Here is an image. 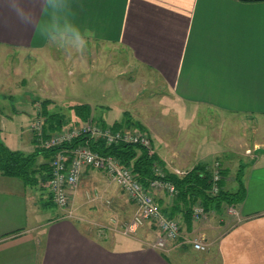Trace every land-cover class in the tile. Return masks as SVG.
Here are the masks:
<instances>
[{
    "label": "crops",
    "instance_id": "0c3cea01",
    "mask_svg": "<svg viewBox=\"0 0 264 264\" xmlns=\"http://www.w3.org/2000/svg\"><path fill=\"white\" fill-rule=\"evenodd\" d=\"M19 2L25 9L33 8L31 0ZM14 3L0 0V45L37 52L52 45L16 17L9 9ZM69 3L81 30L94 33L89 44L125 48L128 61L143 73L142 79L159 81L169 102L193 110L191 121L201 109L245 117L254 128L252 135L259 136L264 126V0ZM61 7V0H52L46 20H57L55 10ZM92 108L91 117H95L97 110ZM123 112L121 109L114 118L102 113L96 118L113 124ZM170 124L175 123L167 126ZM206 142L212 144L211 136ZM260 142L255 141V145ZM31 143L28 152L34 150ZM226 146L215 144L212 149H204L202 156L194 151L191 159L178 153L171 158L157 148L155 153L165 169L181 174L205 162L202 158L207 156L227 161V151L235 150ZM234 153L245 160L241 163L246 195L236 204L237 213H228L225 204L209 210L200 221H188L182 212L176 216L181 218L182 237L202 233L211 238L210 247L202 254L182 247L183 240L166 250L154 246L157 232L149 226L134 235L101 229L100 222L88 218L79 203L83 187L73 193L72 205L78 216L66 217L63 208L48 203L35 186L3 173L0 167V264H264V150ZM97 170L88 167L85 176L104 172ZM236 172H230V181L226 178L227 188L238 187ZM154 194L165 210L172 208L173 198Z\"/></svg>",
    "mask_w": 264,
    "mask_h": 264
},
{
    "label": "rangeland",
    "instance_id": "374dc122",
    "mask_svg": "<svg viewBox=\"0 0 264 264\" xmlns=\"http://www.w3.org/2000/svg\"><path fill=\"white\" fill-rule=\"evenodd\" d=\"M142 74L138 67L128 61L127 50L122 47H96L88 44L83 54H70L54 44L38 52L0 45V141L11 149H22L26 153L30 151L31 142L34 150L37 145L42 147L41 137L45 136V133L43 132L42 136L37 133L34 121L39 118L45 122L42 101L46 100L48 103L45 105L49 112H62L68 119L61 129L53 131L52 134L71 129L86 121L74 113L72 106L89 103L96 107L97 116H93L96 122H100L96 117L101 113L110 114L114 118L124 109L121 118L117 119L123 122L122 128L142 129L140 125L144 126L155 144L154 149L167 152L171 158L183 154L186 159H191L194 151L199 153L198 156H202L204 149H212L215 144H227V150L234 149V152L243 150L253 153L264 150V126L260 127L259 136L252 135L254 128L250 119L202 109L194 121H191L194 113L191 108H182L179 102H169L164 86L157 80L142 79ZM169 106L172 108L171 112L168 110ZM127 116L132 122L126 124L124 122ZM165 119L175 123L174 126H167L169 122ZM204 122H207L206 125ZM246 123H250L249 126H245ZM107 126L115 129L112 124ZM209 135L212 144L206 142L210 138ZM255 141L261 142L255 145ZM189 149L193 150L192 153ZM227 152V161L220 156L212 157L213 159L207 156L202 158L205 162L196 164H209L212 174L216 166L218 169L224 168L228 174L225 179L228 177L230 181V172H236V167H242L241 162L245 160L236 158L233 151ZM44 160L46 161L43 156H39L40 162ZM87 172L84 170L79 182L70 189V205L67 209L63 208L66 217L78 216L72 205L73 193L83 187L84 194L79 196V203L88 218L100 222L101 229L124 235L137 234L145 226L156 229L148 219L135 225L134 216L140 211V206L130 199L123 187L109 173L89 172L88 174L92 173L91 177L85 176ZM94 181H101L103 184L99 185ZM35 187L41 196L45 195L48 203H55L50 197L48 180L41 181ZM152 191L166 194L170 199H174L176 194L166 188H154ZM50 207L52 211L55 210V207ZM222 211L224 212V209ZM175 218L181 220L176 216ZM125 224L129 225L128 233L124 232ZM156 232L153 245H156L160 234L158 229ZM195 236H202L206 249H196L191 242L184 241L181 246L194 254H202L210 247L211 238L202 233L182 237V228L179 240H171L166 247L158 248L166 250L181 240H190Z\"/></svg>",
    "mask_w": 264,
    "mask_h": 264
},
{
    "label": "built area",
    "instance_id": "2783aa9c",
    "mask_svg": "<svg viewBox=\"0 0 264 264\" xmlns=\"http://www.w3.org/2000/svg\"><path fill=\"white\" fill-rule=\"evenodd\" d=\"M34 129L41 136L44 132V122L39 118L34 121ZM89 135L94 139H103L107 145L117 143H138L144 146L150 154L155 153L154 144L150 134L145 129H112L110 126H103L96 122L93 117L73 126L71 129H64L56 134L42 136V147H56L66 142H71L80 135ZM51 177L48 186L53 201L61 208L67 209L70 205V189L80 180L83 171L88 168L101 169L109 173L123 187L125 193L140 206L134 216L135 225L142 224L149 220L159 231V238L156 245L166 247L171 240H179L181 236V221L169 216L156 200L152 191L154 188H166L172 193L177 189L173 182L166 179L163 167L155 163L157 176L151 179L149 185H144L137 178L133 169L121 162L112 154H103L95 151L88 143L77 145L73 148H60L50 161ZM212 193L221 190L223 174L221 168H215L213 174ZM227 211L235 215L237 213L236 204L227 205ZM193 219L202 220L208 216V211L201 202H196L193 206ZM124 232L128 233L129 225L123 226ZM196 249H206V243L202 236L191 237L190 240Z\"/></svg>",
    "mask_w": 264,
    "mask_h": 264
},
{
    "label": "trees",
    "instance_id": "16d2710c",
    "mask_svg": "<svg viewBox=\"0 0 264 264\" xmlns=\"http://www.w3.org/2000/svg\"><path fill=\"white\" fill-rule=\"evenodd\" d=\"M46 119L44 122V133L46 136L53 131L61 129L68 119L62 112H49L46 107V100L42 101ZM74 113L81 119L87 120L92 116V105L89 103H79L72 106ZM128 115V114H126ZM132 122L127 116L124 123ZM103 126L108 124L101 120ZM112 127L122 128L123 122L116 121ZM140 128L145 129L140 125ZM88 143L92 149L103 154H112L118 157L125 165L130 166L135 172L139 181L144 185H149L151 179L157 176L155 163L160 164L165 171V178L173 182L177 192L173 199L171 209L161 208L169 216L175 217L180 212L184 214L186 220L193 219V206L196 202H201L207 211L216 210L223 205L241 203L246 195V189L243 181V168L240 167L236 174L238 187L230 189L226 187L225 177L228 175L226 169L222 168L223 179L221 181V190L218 193H212L213 176L209 164L199 163L186 171L184 174H178L168 171L164 168L163 161L156 153L150 154L149 151L138 143H117L107 145L103 139H94L89 135H80L71 142H66L56 147H38L34 151L26 153L20 149H11L0 141V167L3 173L17 176L26 184L35 186L41 181H47L51 177L50 159L60 148H73L77 145ZM39 156H43L46 161H39ZM47 159H49L47 161ZM39 161V163H38Z\"/></svg>",
    "mask_w": 264,
    "mask_h": 264
},
{
    "label": "clouds",
    "instance_id": "9594fccd",
    "mask_svg": "<svg viewBox=\"0 0 264 264\" xmlns=\"http://www.w3.org/2000/svg\"><path fill=\"white\" fill-rule=\"evenodd\" d=\"M3 4L7 0H2ZM32 9H25L15 0L9 9L26 26L31 27L46 41L62 48L67 53L83 54L94 36L90 29H83L75 22V15L69 0H61L62 7L55 10V21L46 20L50 16L52 0H31ZM38 8V11L36 10Z\"/></svg>",
    "mask_w": 264,
    "mask_h": 264
}]
</instances>
